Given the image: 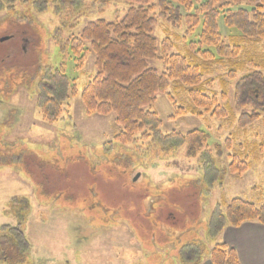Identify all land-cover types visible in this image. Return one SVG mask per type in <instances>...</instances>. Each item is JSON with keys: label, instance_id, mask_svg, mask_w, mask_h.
Returning a JSON list of instances; mask_svg holds the SVG:
<instances>
[{"label": "rangeland", "instance_id": "1", "mask_svg": "<svg viewBox=\"0 0 264 264\" xmlns=\"http://www.w3.org/2000/svg\"><path fill=\"white\" fill-rule=\"evenodd\" d=\"M130 6L129 0H108L105 8L55 12L50 4L23 19L10 10L0 12V230L16 224L7 214L12 199L27 196L31 209L23 227L31 249L23 264H212L211 249L229 226L210 237L211 212L225 210L234 198L264 204V144L254 145L264 143V115L239 126L236 80L227 81L231 64L215 65L216 80L207 93L220 97L226 91L235 117L230 110L219 118L179 114L177 106L188 111L190 101L187 89L176 88L175 81L147 108L159 114L164 135L194 129L209 134L192 157L186 156V145L154 141L149 129L147 139L140 133L122 145L115 139L121 130L115 113L86 112L81 91L97 73L95 54L88 51L78 68L70 46L67 55L61 53L54 30L61 28L64 43L91 21L123 17ZM15 8L24 10L19 2ZM154 13L159 42L169 35L170 52H182L189 25L183 21L176 27L159 9ZM218 24L225 40L239 34L227 27L223 12ZM200 32L201 26L187 41H198ZM150 64L165 71L160 60ZM50 67H63L79 90L62 105L57 120L46 119L37 104L39 83ZM236 158L246 161L247 171L228 170Z\"/></svg>", "mask_w": 264, "mask_h": 264}, {"label": "trees", "instance_id": "2", "mask_svg": "<svg viewBox=\"0 0 264 264\" xmlns=\"http://www.w3.org/2000/svg\"><path fill=\"white\" fill-rule=\"evenodd\" d=\"M129 1L131 6L123 17L114 21H91L79 36H71L64 43L61 28H56L53 33L64 56L70 46L78 68L83 67L88 51L95 54L97 73L83 87L81 100L89 114H116V122L121 127L116 141L126 145L140 133H144L143 138L147 139L151 132L154 141L162 144L186 145L187 157L202 151L209 137L206 131L194 129L185 134L172 132L164 135L160 131L162 121L159 114L147 108L157 101L159 93H166L171 82L175 81L178 83L176 88L187 89L190 101L188 111L183 106H177L179 114L190 112L194 115L211 113L218 118L227 116L229 110L233 111L227 101V92L222 91L220 97L207 93L216 80L212 75L217 64L232 66L227 72V81L236 80L234 109L241 114L239 126L245 128L263 117L264 0H231L225 5H217L220 0ZM17 2L23 6L22 12L16 10ZM50 4L55 12H62L67 7L72 12H83L93 6L105 8L108 0L92 4L89 0H0V12L10 10L12 15L23 19L34 12L48 10ZM157 9L160 16L166 17L174 26L183 21L189 25L183 36L186 43L182 52H170L173 41L169 35L161 43L154 35L158 23L154 12ZM193 10L195 12L191 13ZM222 12L227 27L239 31V34L230 35L228 40L223 39L219 29L218 18ZM198 25L201 26L199 40L188 42V37L194 35ZM175 36L181 38L178 34ZM87 42L90 43L89 48L86 47ZM151 60L162 61L165 71L161 73L151 66ZM76 80L68 76L63 67H50L45 71L38 86L37 104L46 119L57 120L62 113V105L78 94ZM225 81L222 80L224 84L227 83ZM263 144L254 145L260 147ZM234 160L228 168L230 172L247 171L246 161ZM10 205L12 210H8L7 214L14 218L16 224L4 225L0 230V264H22L31 249L23 227L28 220L31 203L27 196H22L13 198ZM249 221L264 224V204L258 206L242 198H234L225 210L219 207L211 212L208 233L210 237H215L226 226H239ZM210 256L212 264H242L236 249L223 242L214 245Z\"/></svg>", "mask_w": 264, "mask_h": 264}, {"label": "crops", "instance_id": "3", "mask_svg": "<svg viewBox=\"0 0 264 264\" xmlns=\"http://www.w3.org/2000/svg\"><path fill=\"white\" fill-rule=\"evenodd\" d=\"M220 237L223 243L237 250L242 264H264L263 224L252 221L238 227L229 226L224 229Z\"/></svg>", "mask_w": 264, "mask_h": 264}, {"label": "flooded vegetation", "instance_id": "4", "mask_svg": "<svg viewBox=\"0 0 264 264\" xmlns=\"http://www.w3.org/2000/svg\"><path fill=\"white\" fill-rule=\"evenodd\" d=\"M97 203V202H96ZM81 228V227H80Z\"/></svg>", "mask_w": 264, "mask_h": 264}]
</instances>
